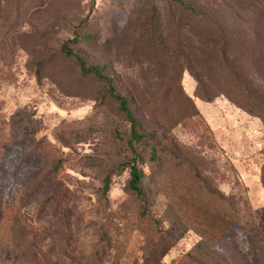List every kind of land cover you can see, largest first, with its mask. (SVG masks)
<instances>
[{
    "label": "rangeland",
    "instance_id": "374dc122",
    "mask_svg": "<svg viewBox=\"0 0 264 264\" xmlns=\"http://www.w3.org/2000/svg\"><path fill=\"white\" fill-rule=\"evenodd\" d=\"M180 1L0 0V264H264V0Z\"/></svg>",
    "mask_w": 264,
    "mask_h": 264
},
{
    "label": "trees",
    "instance_id": "16d2710c",
    "mask_svg": "<svg viewBox=\"0 0 264 264\" xmlns=\"http://www.w3.org/2000/svg\"><path fill=\"white\" fill-rule=\"evenodd\" d=\"M177 3L183 8H188V6L186 4H184L183 2H181L180 0H177ZM58 53L64 57L70 56L76 62L80 73L89 74L95 80L103 82L106 85V93L116 101L118 110L126 118V120L128 122V128H129V136L125 142V145L128 148L129 153L131 154V157L127 161V165H128V169H129V171H128V173H129L128 188L133 193H135L136 195H139L140 194L139 183H140L142 173H141V171H139L137 169V166H136V160L138 159L139 155L134 149V141L141 140L144 135L142 132L139 131V125H138L136 119L132 116L131 110L127 106L125 98L114 91L113 85H112L109 77H107L106 75H104L101 72L100 67H98L96 65L85 64L84 61L70 47H68L65 43H62L59 46ZM153 151H154V149L152 147L150 149V152H153ZM204 224H206V223H204ZM207 225H209L210 228H208V229L210 231H212V229L215 230V229L220 228V224L214 219L212 221H210ZM234 228H236L235 220L234 221L230 220L229 223L227 224V226L225 227L227 232H226V238L221 241L222 245L223 246L227 245L228 248H231V249H234L238 252H241V254L246 257L245 259H247L249 261V259L247 258L246 252L241 248L239 243L233 239V232L232 231ZM200 231H201V233L207 234V229L204 227H201ZM207 240H209V238ZM207 240H205V241H207ZM168 246H170V245L168 244ZM167 248L168 247H165L163 252H165V250H167ZM185 257H187L188 259H187V261H184L182 264H187V263L190 264V262H193V264H203L199 260L193 258L190 254L186 255ZM248 257L250 258L251 262H253L254 264H255V262H257V256H252V255L249 256L248 255Z\"/></svg>",
    "mask_w": 264,
    "mask_h": 264
}]
</instances>
